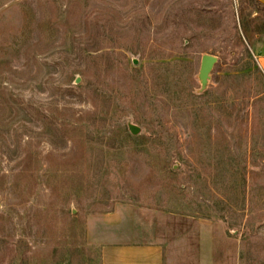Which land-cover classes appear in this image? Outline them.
Instances as JSON below:
<instances>
[{
	"label": "rangeland",
	"instance_id": "obj_1",
	"mask_svg": "<svg viewBox=\"0 0 264 264\" xmlns=\"http://www.w3.org/2000/svg\"><path fill=\"white\" fill-rule=\"evenodd\" d=\"M263 35L258 0H0V264H101L112 215L264 264Z\"/></svg>",
	"mask_w": 264,
	"mask_h": 264
},
{
	"label": "crops",
	"instance_id": "obj_2",
	"mask_svg": "<svg viewBox=\"0 0 264 264\" xmlns=\"http://www.w3.org/2000/svg\"><path fill=\"white\" fill-rule=\"evenodd\" d=\"M255 52L264 71V35L256 45ZM123 224L118 215L102 220L103 229L106 230L94 237L100 245L101 264H164V250L159 243L137 241V235ZM212 238L208 231L202 234L200 264H213Z\"/></svg>",
	"mask_w": 264,
	"mask_h": 264
},
{
	"label": "water",
	"instance_id": "obj_3",
	"mask_svg": "<svg viewBox=\"0 0 264 264\" xmlns=\"http://www.w3.org/2000/svg\"><path fill=\"white\" fill-rule=\"evenodd\" d=\"M258 1L262 5H264V0H258ZM217 62H218V58L216 56L208 55V54L202 56L200 70L198 74V80L201 85L199 93H202L207 89L209 80L211 78V72ZM78 82L79 81H77V83ZM129 130L133 135H138L141 131V129L138 126L133 124L129 125Z\"/></svg>",
	"mask_w": 264,
	"mask_h": 264
}]
</instances>
